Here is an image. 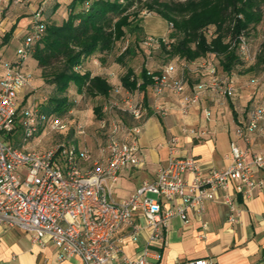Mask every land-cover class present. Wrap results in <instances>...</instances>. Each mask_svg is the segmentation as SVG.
Listing matches in <instances>:
<instances>
[{
	"label": "built area",
	"instance_id": "1",
	"mask_svg": "<svg viewBox=\"0 0 264 264\" xmlns=\"http://www.w3.org/2000/svg\"><path fill=\"white\" fill-rule=\"evenodd\" d=\"M13 2L23 4L30 0ZM41 19L37 9L17 58L5 63V72L0 76V245L5 230L19 228L30 233L33 242L43 244L50 240L62 258L78 256L86 264H113L118 260L120 264H151L161 258L156 247L161 244L171 218L179 217L188 223L189 210L201 215L207 201L216 199L220 191H228L236 181L245 198L263 185L257 171H264V153H253L251 143L254 132L264 139V102L249 109L247 121L239 129L247 147L232 143L233 162L228 168L218 169L193 156L177 154L180 138L173 136L168 142V161L160 166L156 177L117 199L114 189L121 173L144 164L140 147L142 126L125 119L129 116L141 120L148 112L140 78L135 89L113 85L101 105V116L97 117L101 139L95 148L77 141L87 134L84 123H76L72 137L64 136L55 146L43 151L29 146L46 130L67 133L69 129L63 116L47 114L33 101L22 106L19 99L21 92L32 84V76L26 71L27 60L45 28ZM248 41L247 36L240 35L238 49L243 58L250 59ZM155 42L153 37H147L144 44L152 46ZM195 63L207 78L185 94V73ZM148 74L154 97L151 107L162 117L168 114L161 101L168 93L185 94L179 107L184 115L207 92L230 99L237 93L236 76L219 75L217 65L209 59L185 62L181 74L174 63H168L158 73L149 70ZM112 92L118 97L112 96ZM204 112L207 118L211 116L210 109ZM18 116L22 121V145L14 146L4 135L14 130ZM185 173L193 175L192 181L184 178ZM224 202L230 210L229 220L236 221L233 197L227 194ZM138 215L142 222L136 220ZM203 225L208 227L206 222ZM123 227L129 228L128 236L136 241L145 234V244L135 259L123 256L122 238L117 236ZM182 264L218 263L200 258Z\"/></svg>",
	"mask_w": 264,
	"mask_h": 264
},
{
	"label": "crops",
	"instance_id": "2",
	"mask_svg": "<svg viewBox=\"0 0 264 264\" xmlns=\"http://www.w3.org/2000/svg\"><path fill=\"white\" fill-rule=\"evenodd\" d=\"M71 1L30 0L16 4L13 0H0V46L11 42L21 46L31 29L33 14L39 8L44 10L46 21L61 24L68 17ZM104 53L98 52L95 54L97 56L87 59L81 66L83 71L102 75L111 84H121L124 75L122 72L131 66L125 67V64L119 62L113 63L115 66L107 65L105 59L98 57ZM5 63L7 61L3 54H0V76L5 72ZM28 68L30 69L27 62ZM251 80L256 81L254 78ZM194 85L190 79L187 80L185 94H189L190 87ZM27 90L28 88L20 94L21 105L24 103L22 96ZM185 94H166L161 101L168 109V114L162 117L155 114L151 107L154 97L149 86L147 93L143 92V99L148 105L145 117L141 120L125 117L128 123L142 126L140 147L144 164L121 173L114 189L117 199L134 192L143 181L156 177L160 166L168 161V142L173 136L180 138L176 145L177 154L193 156L201 163L218 169H226L232 164L233 142L241 148L247 147L239 129L246 123L249 109L263 103V89H252L240 83L237 78V93L233 99L207 92L202 96L200 103L194 105L186 115L179 110ZM93 98L97 100V106H101L106 96ZM27 102H30V99H27ZM206 108L211 110L209 118L204 112ZM96 133L100 136L97 128ZM98 135L96 139L99 142ZM77 141L82 146L95 148L90 146L83 136L78 137ZM251 151L264 153V139L256 132L252 133ZM257 177L263 180V185L255 189L249 198L244 197L240 184L236 181L228 191H220L216 199L207 201L201 215L189 210L188 223H184L179 217L171 218L161 244L156 247L161 252V258L152 260L151 264H182L200 258H210L218 264H264V171H257ZM184 178L192 181L193 175L185 173ZM227 194L233 197L237 207V219L234 222L229 220L230 210L224 202ZM136 220L143 221L139 215ZM205 222L208 224L207 228L203 225ZM128 232L129 228L123 227L117 236L122 238L123 256L135 259L145 244V234L136 241L128 236ZM120 263L118 260L113 264ZM0 264L86 263L78 256L62 258L59 250L48 239L43 244L36 243L32 241L30 233L11 228L1 235Z\"/></svg>",
	"mask_w": 264,
	"mask_h": 264
},
{
	"label": "trees",
	"instance_id": "3",
	"mask_svg": "<svg viewBox=\"0 0 264 264\" xmlns=\"http://www.w3.org/2000/svg\"><path fill=\"white\" fill-rule=\"evenodd\" d=\"M263 3L264 0H72L68 17L61 24L46 21L44 10L39 8L45 28L30 57L44 71L46 82L56 87L55 94L41 109L60 116L69 112L75 105L68 96L72 85L78 93L91 97L108 96L113 85L106 77L78 67L98 52L112 51L127 31L132 30L142 9L173 25L178 33L177 39L170 43L173 56L186 62L209 59L217 65L219 75L229 74L243 59L238 49L239 36H247L251 27L261 20ZM128 51L130 46L124 52ZM257 55L259 62H264V45ZM217 58L221 59L222 68ZM118 60L122 61V57ZM53 67L49 78L45 70ZM148 71L143 68L138 76L129 68L121 84L135 89L140 78L143 80L140 88L147 93L151 83ZM95 113L101 116V106L95 107ZM4 137L14 146L22 145L20 116L14 130Z\"/></svg>",
	"mask_w": 264,
	"mask_h": 264
},
{
	"label": "rangeland",
	"instance_id": "4",
	"mask_svg": "<svg viewBox=\"0 0 264 264\" xmlns=\"http://www.w3.org/2000/svg\"><path fill=\"white\" fill-rule=\"evenodd\" d=\"M132 27V30L129 29L127 31L125 38L116 43L113 51L104 53L101 56L98 55V57L105 59L107 65L110 66H115L113 63L116 62L122 65L125 64V67L130 65L131 67L129 68L134 69L136 75H139L143 68L158 73L168 63H174L178 68L179 74L182 73V67L186 61L170 53V43L178 37V33L172 24L159 15L142 9ZM247 36L252 58H243L241 63L233 67L231 73L236 76V80L237 78L240 79V83H244L252 89L260 88L264 90V62L260 63L257 57L264 45V3L262 4L261 20L251 27ZM147 37H153L156 42L152 46H146L144 42ZM128 46H130V51L124 52ZM19 47L18 43L15 42L0 46V54H3L5 61L11 62L17 57ZM120 56L122 61L118 60ZM204 60L207 59L204 58ZM216 60L222 68L221 59L217 58ZM27 62L30 69L28 68L26 71L32 76V84L22 96V99H24L22 106H25L28 103L27 99H30V101L41 107L42 104L48 101L50 96L55 94L56 87L46 82L43 75L44 71L37 66L32 56L28 58ZM191 69L186 71L185 76L188 81L190 79L192 84L207 78V74L196 63L192 65ZM53 70L54 67L45 70L49 78L52 77ZM81 70L83 71V69ZM127 70L122 73L125 75ZM252 78L256 79V81H252ZM112 85H116V83ZM113 95L117 96V94L112 92ZM68 96L72 101L75 100V105L72 111L62 115L69 123L67 133L46 130L44 133L37 135L29 146L40 151L55 146L64 136L72 137L76 123L86 124L87 134L84 136L85 139H87L90 146L95 147L97 145V116L95 113V107L98 105L97 100L86 94L78 93L75 85H72L68 90Z\"/></svg>",
	"mask_w": 264,
	"mask_h": 264
}]
</instances>
